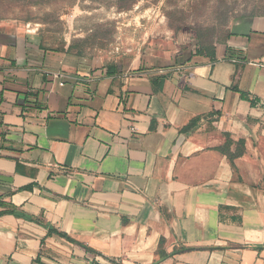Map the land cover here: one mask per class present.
<instances>
[{
	"label": "crops",
	"instance_id": "1",
	"mask_svg": "<svg viewBox=\"0 0 264 264\" xmlns=\"http://www.w3.org/2000/svg\"><path fill=\"white\" fill-rule=\"evenodd\" d=\"M70 46L0 29V264H264V14L215 57Z\"/></svg>",
	"mask_w": 264,
	"mask_h": 264
},
{
	"label": "rangeland",
	"instance_id": "2",
	"mask_svg": "<svg viewBox=\"0 0 264 264\" xmlns=\"http://www.w3.org/2000/svg\"><path fill=\"white\" fill-rule=\"evenodd\" d=\"M264 14V0H0V29L36 28L54 48L109 61L167 50L182 30L199 45L225 40L232 25Z\"/></svg>",
	"mask_w": 264,
	"mask_h": 264
},
{
	"label": "trees",
	"instance_id": "3",
	"mask_svg": "<svg viewBox=\"0 0 264 264\" xmlns=\"http://www.w3.org/2000/svg\"><path fill=\"white\" fill-rule=\"evenodd\" d=\"M200 52H206L208 53L211 57H215V46L212 45V44H203L200 46V49H199ZM113 67H108V73H113ZM236 89H238V87H236ZM239 90V89H238ZM241 92V95L244 96V97H248L247 93L245 91H242V90H239ZM197 120H199V117L198 118H195L193 119L190 124H194L197 122ZM233 144V140L231 139H228L227 143L223 146V147H220L219 149L228 155V157L230 158V160L233 162L235 158H237L238 156H241L243 153H244V146H245V142L244 140H239L237 142V150L236 152H232L230 150V146ZM45 224V223H44ZM48 229H49V234L52 235V234H58L60 235L61 237H64L66 238L67 240L71 241V242H74L75 240L73 238H71L70 236H68L66 233L56 229L55 227L49 225V224H45ZM165 255L164 254H161V257H164Z\"/></svg>",
	"mask_w": 264,
	"mask_h": 264
}]
</instances>
